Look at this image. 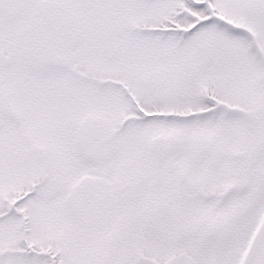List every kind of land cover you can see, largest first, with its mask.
Here are the masks:
<instances>
[{
	"label": "snow or ice",
	"instance_id": "snow-or-ice-1",
	"mask_svg": "<svg viewBox=\"0 0 264 264\" xmlns=\"http://www.w3.org/2000/svg\"><path fill=\"white\" fill-rule=\"evenodd\" d=\"M0 264H264V0H0Z\"/></svg>",
	"mask_w": 264,
	"mask_h": 264
}]
</instances>
